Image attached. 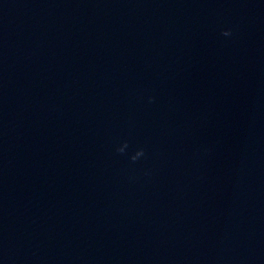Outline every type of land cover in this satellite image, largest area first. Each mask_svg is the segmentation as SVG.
Instances as JSON below:
<instances>
[{"label":"clouds","instance_id":"9594fccd","mask_svg":"<svg viewBox=\"0 0 264 264\" xmlns=\"http://www.w3.org/2000/svg\"><path fill=\"white\" fill-rule=\"evenodd\" d=\"M223 36H230L231 35V31L230 30H225L224 32H222ZM127 147V144H125L124 146H122L121 148H119L117 151L120 153L124 152V149ZM142 155H144L143 150L137 151L136 154L134 156L131 157V159L133 161L137 160L139 157H141Z\"/></svg>","mask_w":264,"mask_h":264}]
</instances>
